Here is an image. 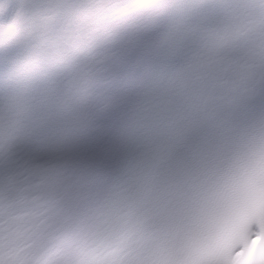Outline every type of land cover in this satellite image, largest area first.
<instances>
[{
	"label": "clouds",
	"instance_id": "clouds-1",
	"mask_svg": "<svg viewBox=\"0 0 264 264\" xmlns=\"http://www.w3.org/2000/svg\"><path fill=\"white\" fill-rule=\"evenodd\" d=\"M0 264H264V0H0Z\"/></svg>",
	"mask_w": 264,
	"mask_h": 264
}]
</instances>
